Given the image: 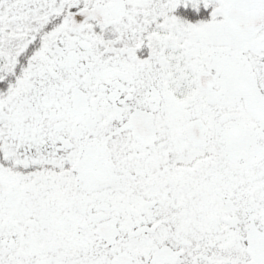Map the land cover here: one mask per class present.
Here are the masks:
<instances>
[{
  "label": "snow or ice",
  "instance_id": "1",
  "mask_svg": "<svg viewBox=\"0 0 264 264\" xmlns=\"http://www.w3.org/2000/svg\"><path fill=\"white\" fill-rule=\"evenodd\" d=\"M0 264H264V0H0Z\"/></svg>",
  "mask_w": 264,
  "mask_h": 264
}]
</instances>
